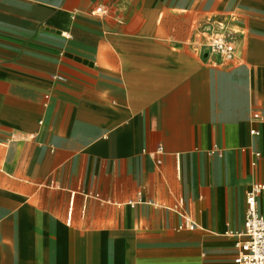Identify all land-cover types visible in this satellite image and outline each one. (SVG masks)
I'll return each instance as SVG.
<instances>
[{
    "label": "crops",
    "instance_id": "crops-1",
    "mask_svg": "<svg viewBox=\"0 0 264 264\" xmlns=\"http://www.w3.org/2000/svg\"><path fill=\"white\" fill-rule=\"evenodd\" d=\"M256 184L264 0H0V264H235Z\"/></svg>",
    "mask_w": 264,
    "mask_h": 264
},
{
    "label": "built area",
    "instance_id": "built-area-1",
    "mask_svg": "<svg viewBox=\"0 0 264 264\" xmlns=\"http://www.w3.org/2000/svg\"><path fill=\"white\" fill-rule=\"evenodd\" d=\"M206 47L210 53L225 62L229 63L234 59L235 51L227 34H213ZM263 194L264 184H256L248 193L245 232L242 240L237 243L239 255L235 264H264V213L258 209V199Z\"/></svg>",
    "mask_w": 264,
    "mask_h": 264
},
{
    "label": "rangeland",
    "instance_id": "rangeland-1",
    "mask_svg": "<svg viewBox=\"0 0 264 264\" xmlns=\"http://www.w3.org/2000/svg\"><path fill=\"white\" fill-rule=\"evenodd\" d=\"M218 33H221V32H218ZM222 34H224V33H222ZM227 36L230 37L229 34H228ZM210 38H211V37H207V38H205V41H204V44H205V45H208V44H209V42H210Z\"/></svg>",
    "mask_w": 264,
    "mask_h": 264
}]
</instances>
